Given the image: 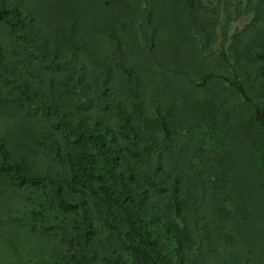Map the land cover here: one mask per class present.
<instances>
[{
	"label": "trees",
	"instance_id": "16d2710c",
	"mask_svg": "<svg viewBox=\"0 0 264 264\" xmlns=\"http://www.w3.org/2000/svg\"><path fill=\"white\" fill-rule=\"evenodd\" d=\"M0 264H264V0H0Z\"/></svg>",
	"mask_w": 264,
	"mask_h": 264
}]
</instances>
